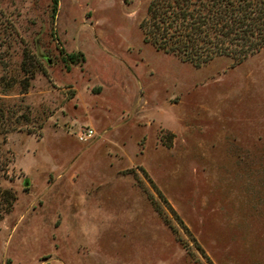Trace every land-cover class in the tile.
Instances as JSON below:
<instances>
[{
    "label": "rangeland",
    "instance_id": "374dc122",
    "mask_svg": "<svg viewBox=\"0 0 264 264\" xmlns=\"http://www.w3.org/2000/svg\"><path fill=\"white\" fill-rule=\"evenodd\" d=\"M53 1L0 0V264H264V48L196 65L148 0Z\"/></svg>",
    "mask_w": 264,
    "mask_h": 264
},
{
    "label": "trees",
    "instance_id": "16d2710c",
    "mask_svg": "<svg viewBox=\"0 0 264 264\" xmlns=\"http://www.w3.org/2000/svg\"><path fill=\"white\" fill-rule=\"evenodd\" d=\"M55 1L50 7L52 17ZM138 26L144 41L181 60L198 65L228 56L238 62L264 48V0H148ZM65 54L70 63L77 59L73 52ZM4 102L0 98V178L10 161L1 145L6 133L20 126L15 115L19 108ZM14 198L9 186L0 185L1 211L9 209Z\"/></svg>",
    "mask_w": 264,
    "mask_h": 264
},
{
    "label": "built area",
    "instance_id": "2783aa9c",
    "mask_svg": "<svg viewBox=\"0 0 264 264\" xmlns=\"http://www.w3.org/2000/svg\"><path fill=\"white\" fill-rule=\"evenodd\" d=\"M92 132L93 131L90 127L82 128L80 131H78L77 138L81 140L87 139L92 135Z\"/></svg>",
    "mask_w": 264,
    "mask_h": 264
}]
</instances>
